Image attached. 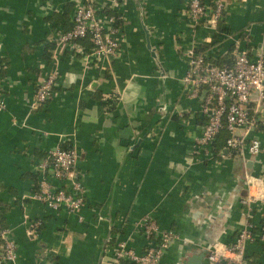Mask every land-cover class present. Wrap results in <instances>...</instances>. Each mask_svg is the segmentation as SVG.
I'll return each instance as SVG.
<instances>
[{
	"label": "crops",
	"instance_id": "obj_1",
	"mask_svg": "<svg viewBox=\"0 0 264 264\" xmlns=\"http://www.w3.org/2000/svg\"><path fill=\"white\" fill-rule=\"evenodd\" d=\"M76 1L0 0V201L11 205L7 229L16 253L0 264H103L118 241L141 253L138 224L145 218L172 232L157 264H217L206 257L212 244L232 243L247 224L245 258L264 264L263 208L252 203L247 215L240 203L246 174L264 178V119L249 133L260 144L256 155L195 153L204 119L183 82L186 52L212 40L206 57L224 55L234 43L250 58L264 54V0H223L219 32L218 20L215 28L191 26L183 16L187 0H93L122 18L117 58L102 65L83 52L52 51L45 39L54 23L47 16L69 7L71 20ZM204 1L212 11L213 0ZM52 72V97L31 106L39 77ZM158 103L165 117L154 112ZM62 144L77 153L84 189L74 212L33 196L36 165ZM34 221L38 231L30 234Z\"/></svg>",
	"mask_w": 264,
	"mask_h": 264
},
{
	"label": "built area",
	"instance_id": "obj_2",
	"mask_svg": "<svg viewBox=\"0 0 264 264\" xmlns=\"http://www.w3.org/2000/svg\"><path fill=\"white\" fill-rule=\"evenodd\" d=\"M214 8L209 10L204 0H187L183 16L196 27L204 21L214 28L223 12V0H213ZM111 5H119L116 1ZM211 6V5H210ZM93 3V0H78L73 5L71 28L67 31L60 27L53 28L45 37L46 41L61 46L71 53H84L87 58L102 65L117 58L119 41L115 36L118 28L114 27V18L106 15ZM242 38L249 41L247 28ZM89 36L92 46L88 49L80 46L76 40ZM54 49L52 51H54ZM189 61L183 82L189 96L200 100V113L203 124L200 136L195 142L194 152L203 150L211 153V146L219 130L224 127L229 132L224 149L231 150L245 158L256 155L260 144L256 138H249V133L264 119V54L259 53L254 59L248 55V49H241L234 43V61L229 66H218L205 61V54L193 47L186 52ZM52 53V57H53ZM56 75L54 72L39 77L32 97L31 106L39 107L47 102L53 94ZM5 101L0 87V109ZM156 112L165 117L166 106L158 103ZM242 131L235 134L236 129ZM212 156V155H211ZM224 152L220 157H224ZM77 153L73 147L57 146L46 153L36 165L38 173V191L33 196L57 210L66 207L69 212L80 209L83 205V185L76 179ZM60 182V184H59ZM246 195L240 199L245 214H251V204L259 203L264 211V178L246 174ZM38 221L30 224L29 233L37 232ZM250 224L241 229L230 244L213 243L206 257L217 264H250L244 255L245 244L252 239ZM139 231L145 238L141 253L134 252L124 241H118L112 256L103 264H157L163 251L172 239L170 230L159 231L156 222L145 218L138 224ZM9 230L2 231L4 240L0 251V263L14 261L16 258L15 242L9 237ZM260 237L264 238V223L259 227ZM110 239V238H108ZM107 239V240H108ZM159 239V241H156Z\"/></svg>",
	"mask_w": 264,
	"mask_h": 264
},
{
	"label": "trees",
	"instance_id": "obj_3",
	"mask_svg": "<svg viewBox=\"0 0 264 264\" xmlns=\"http://www.w3.org/2000/svg\"><path fill=\"white\" fill-rule=\"evenodd\" d=\"M211 7L214 8V4H211ZM68 11H69V7H65V8H63L62 13L53 12V13L49 14L47 16V21H49V22L54 21V23L51 27L55 28L59 23H61V24L65 25V26H63V28H64L63 30H65V31L69 30L71 28V21L68 18ZM102 12H104L106 15L114 18V27L115 28L120 27L122 18L118 12L111 9L109 6H104L102 9ZM221 22H222V20H218V26L220 25ZM217 30H218V32L221 31L222 27L219 26L217 28ZM76 42L85 49H88L92 46V43L90 42L89 36L79 38L76 40ZM215 43H217V41L212 40V42L210 44L203 45V46H200L199 48H197V51L201 54H204V52L210 46H212ZM48 44H49L50 49H54L55 45L53 43H48ZM233 49H234V45L231 44V46L229 47L226 54L218 56L217 58L205 56L204 57L205 61L209 64H215L218 66H229L230 67L234 61ZM48 57L49 58L52 57L51 52L49 53ZM2 62H4V59L1 60V64H0V78L3 77V75L5 74L4 64H2ZM154 112H156V108H155ZM157 121H159V119H157ZM228 137H229V132L224 127H222L219 130L218 134L216 135V138L213 141L212 146H211V153L214 156H220V153L223 152L225 144H226V140ZM60 147L65 148V149L71 148L70 146H67L64 144L60 145ZM45 156H46V154L44 155V157ZM33 179H34L33 192H36V191H38V177H37V175H33ZM10 207H11V205L9 203H3L2 201H0V249H1V246L3 245V242H4V240L1 236V233L3 230L8 228L7 213L10 211ZM38 227H37V231H38ZM156 241H159V239H156ZM110 242H111V238L107 240V243H110ZM124 264H134V263L124 262Z\"/></svg>",
	"mask_w": 264,
	"mask_h": 264
},
{
	"label": "rangeland",
	"instance_id": "obj_4",
	"mask_svg": "<svg viewBox=\"0 0 264 264\" xmlns=\"http://www.w3.org/2000/svg\"><path fill=\"white\" fill-rule=\"evenodd\" d=\"M44 9H47V10H48V9H50V8H48L47 6H45ZM241 131H242V130H240V129L238 128V129L235 130L234 133H235V134H238V133H240ZM237 162H238V161H237Z\"/></svg>",
	"mask_w": 264,
	"mask_h": 264
},
{
	"label": "water",
	"instance_id": "obj_5",
	"mask_svg": "<svg viewBox=\"0 0 264 264\" xmlns=\"http://www.w3.org/2000/svg\"><path fill=\"white\" fill-rule=\"evenodd\" d=\"M139 2H141V0H138ZM199 257H197V256H194L193 257V259H198ZM98 264H100V262L98 263Z\"/></svg>",
	"mask_w": 264,
	"mask_h": 264
}]
</instances>
